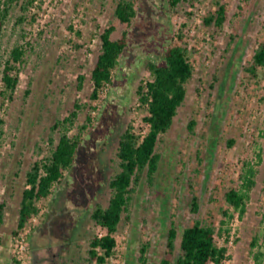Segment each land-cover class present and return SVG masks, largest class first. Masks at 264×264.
I'll list each match as a JSON object with an SVG mask.
<instances>
[{
	"label": "rangeland",
	"instance_id": "obj_1",
	"mask_svg": "<svg viewBox=\"0 0 264 264\" xmlns=\"http://www.w3.org/2000/svg\"><path fill=\"white\" fill-rule=\"evenodd\" d=\"M119 0H35V21L19 28L12 15L0 53L8 56L26 31L31 48L21 67L14 100H4L0 124V203L6 205L0 231V264H12L27 174L35 161L51 154L60 132L52 126L82 106L70 135L93 115L94 128L84 134L78 160L71 172L27 227V264H95L88 261L90 242L103 235L91 218L96 203L107 206L108 183L119 171V135L133 123L143 131L147 111L141 107L138 86L150 79L147 63L162 62L166 49L183 37L195 72L188 94L171 129L158 143L162 155L154 186L144 176L116 235V254L107 264H141L140 248L149 244L148 263L160 264L172 222L183 230L198 219L220 228L225 194L239 188L243 160L256 163V186L243 219L230 222V259L225 264H264V68L257 77L248 69L264 42V0H223L228 20L220 30L205 27V16L218 0H184L173 10L168 0H133L137 16L122 25L115 10ZM116 25L114 39L128 28L129 46L115 71L114 84L96 103L92 71L102 51L101 34ZM22 43V42H21ZM86 79L78 89V77ZM2 83L0 78V91ZM27 90L30 91L27 94ZM3 99L0 97V106ZM97 106V110L91 107ZM198 124L191 133L188 124ZM51 137L55 144L50 143ZM234 141L230 146L229 142ZM261 154L262 161L258 162ZM200 213L191 212L193 195ZM258 238L254 248L252 242ZM221 245L224 238H218Z\"/></svg>",
	"mask_w": 264,
	"mask_h": 264
},
{
	"label": "trees",
	"instance_id": "obj_2",
	"mask_svg": "<svg viewBox=\"0 0 264 264\" xmlns=\"http://www.w3.org/2000/svg\"><path fill=\"white\" fill-rule=\"evenodd\" d=\"M171 9L175 10L184 0H168ZM217 1V9L203 19V26L220 30L228 20L227 4ZM21 11L15 18V27L19 28L31 20L35 21L36 13H32L37 5L35 0H0V48L8 23L16 11ZM36 10V9H35ZM116 18L122 25L130 27L137 16L136 3L133 0H119L116 10ZM116 25L111 24L101 34L102 51L98 56L92 71L93 91L90 96L92 101L98 103L102 99V93L114 84L115 71L121 66V58L126 52L130 32L124 30L118 39L113 35ZM21 40L14 46L9 55L0 53V78L2 90L0 97L3 99L0 106V124L4 123L1 111L4 100H14V96L20 83L21 67L25 63L27 52L31 48L26 31H21ZM177 40L169 46L162 62L149 61L147 70L150 79L141 83L137 88V95L141 107L147 113L142 119L143 131H138L133 123L119 135L116 156L119 160V171L110 178L108 187L111 192L107 206L96 203L91 214L93 223L103 229V235H96L90 242L88 261L95 264H107L117 252V233L124 219V214L130 213L131 203L144 176L151 186H154L156 176L160 170L162 155L158 152V143L163 134L172 127L179 108L187 98V84L194 77V66L191 62L188 48L183 44V37L178 35ZM22 42V43H21ZM264 68V42L256 50L248 72L256 78L259 69ZM85 75L78 77V89L82 90ZM30 91L27 90V94ZM82 106L75 104V109L64 119L58 120L52 126V133L60 132L58 143L51 154L34 162L27 174V187L23 191L20 216L14 237L27 228L35 216L40 214L39 203L49 199L57 186L63 184L66 174L71 172L77 163L81 146L84 142V134L94 128L93 115L87 116L86 122L79 128L77 135H70L75 127ZM94 111L97 106L91 107ZM198 122L192 119L188 124L189 132L194 133ZM50 143L55 144L51 137ZM230 146L234 141L229 142ZM262 161L261 154L257 157ZM258 170L256 163L243 160L239 173L240 187L231 188L225 194L227 206L223 208V219L220 228L214 224L204 223L198 219L192 226L185 228L181 234L180 246L177 241L179 230L175 222L167 233L166 251L160 264H225L230 259L228 243L231 239L232 228L229 225L235 216L243 219L247 212L250 194L256 186ZM6 205L0 203V231L4 223ZM201 203L195 194L191 201V212L194 215L200 213ZM129 218V215L126 216ZM224 238L221 245L218 238ZM1 240V239H0ZM258 244V238H254L252 247ZM150 245L143 244L140 248L139 261L148 263V251ZM256 260L264 258L261 251L255 255ZM12 264H18L14 258Z\"/></svg>",
	"mask_w": 264,
	"mask_h": 264
},
{
	"label": "built area",
	"instance_id": "obj_3",
	"mask_svg": "<svg viewBox=\"0 0 264 264\" xmlns=\"http://www.w3.org/2000/svg\"><path fill=\"white\" fill-rule=\"evenodd\" d=\"M37 216L34 217V220L36 219ZM27 227L18 237V244L16 245L15 249V258L18 261V264H27L26 259H27V253H28V246L26 242V236H28L29 231Z\"/></svg>",
	"mask_w": 264,
	"mask_h": 264
}]
</instances>
